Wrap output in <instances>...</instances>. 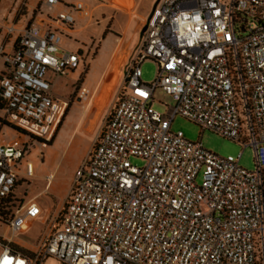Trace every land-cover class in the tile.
Here are the masks:
<instances>
[{
    "label": "built area",
    "instance_id": "2783aa9c",
    "mask_svg": "<svg viewBox=\"0 0 264 264\" xmlns=\"http://www.w3.org/2000/svg\"><path fill=\"white\" fill-rule=\"evenodd\" d=\"M60 3L45 0L40 13L57 28L32 24L13 54L0 49L4 121L44 148L69 106L47 74L81 60L62 48V30L92 15L84 2L56 12ZM145 29L64 212L35 253L0 239V264H264V0H159ZM159 89L176 101L167 114L153 107ZM177 116L252 147L254 170L241 167L242 154L223 158L173 132ZM25 148L0 143V224L13 236L41 212L11 197Z\"/></svg>",
    "mask_w": 264,
    "mask_h": 264
},
{
    "label": "rangeland",
    "instance_id": "374dc122",
    "mask_svg": "<svg viewBox=\"0 0 264 264\" xmlns=\"http://www.w3.org/2000/svg\"><path fill=\"white\" fill-rule=\"evenodd\" d=\"M65 1L74 3L83 1L93 11L94 18L80 22L74 29L72 40L70 38L64 40L66 47L76 49L77 52L80 50L79 45L82 44L85 48L86 59L91 58L92 64L85 68L81 75L60 76L55 79L56 86H60L66 80L59 87L57 95L70 101V110L50 155V148L42 149L33 138L16 131L14 127L0 118L3 126L0 130V140L20 141L26 146L27 152L20 170H25L28 161L35 167L36 175L30 177V180L22 179L18 193L23 194L26 191V196H32V199L40 203L43 199H47L51 204L49 213L45 214V222L28 220L15 236L7 225L0 224V239L8 241L12 238L16 248L26 254L38 251L39 246L48 236L54 217L63 211L76 168L81 162V155L85 148L86 153L98 136L116 100L118 91L124 83L129 65L138 51L142 26L159 3V0ZM33 2L35 5L32 21L41 17L39 14L45 0H13L6 18L0 22V38L4 37V30L7 26L25 22ZM11 38L12 36L4 37L0 44L6 46ZM74 39L79 43L78 45L73 42ZM110 42L113 44V50L110 53V49L104 52ZM142 71L144 82L151 83L155 80L157 66L154 62H146ZM84 86L91 91V97L88 100L79 99L80 90ZM154 99L153 107L163 114H167L171 107L176 106V101L160 89L155 92ZM0 116L3 117L1 111ZM80 119L84 120L80 125L87 132L83 127L78 126ZM171 127L173 132H183L189 141H200L206 150L220 157L238 158L242 154L241 167L250 171L254 170L255 152L252 147L244 149L236 142L210 130L203 132L201 127L181 116L174 119ZM41 156H44L42 160ZM51 158H53L52 162ZM133 162L140 166L143 165L139 160L134 159ZM47 183L49 186L45 188ZM2 250L3 247L0 246V254ZM44 264L61 263L50 259Z\"/></svg>",
    "mask_w": 264,
    "mask_h": 264
},
{
    "label": "crops",
    "instance_id": "0c3cea01",
    "mask_svg": "<svg viewBox=\"0 0 264 264\" xmlns=\"http://www.w3.org/2000/svg\"><path fill=\"white\" fill-rule=\"evenodd\" d=\"M71 1H73V0H71ZM12 2H13V0H0V22H2V21L6 18V14L9 12L8 10H9L10 6L12 5ZM60 2H61L60 5H58V6L55 8V11H56V12H60L61 10L64 9V7L74 4V2H68V1H65V0H60ZM80 2H83V1H80ZM84 3H85V2H84ZM34 5H35V3L33 2V5H32L31 8L28 10V14H27V17H26V19H25V22L23 21L22 23H19V24H12V25H9V26H7V27L5 28V30H4V37H6V36H12L10 42H9L6 46L0 44V49L3 48V52H4L5 55H11V54L14 53L15 48H16V44H17V42L19 41V39H20V37H21L23 31L26 30L27 28H29L32 24H42V23H43V25H44L45 28H53V29L57 28V26H56L55 24L49 22V20L43 19V17H38L36 20H33V21H32L31 19H32V15H33V8H34ZM155 8H156V7H155ZM155 8H154V9L152 10V12L149 14V16H148L146 22H145V23L143 24V26H142V29H141V31H140V36H139V41H140V42H141V40H142V38H143V36H144V29H145V27H146V25H147V22H148V20L150 19V17L152 16V14H153ZM44 10H45V6H43L41 12H43ZM39 15L41 16V14H39ZM93 18H94V16H93V11H92V15H91L90 18L87 19V18H80V17H77V18H76V24H75L71 29H63V30H62V33H63V35H64V39H63V43H62V48H63L64 50L69 51V52L80 54V55H81V60H80L79 65L77 66V68L73 69L72 71H70V72H69L68 74H66V75H58V74H56V73H54V72H52V71L48 72V74H47V79L51 82V84H52V93H53V95L56 96V97L63 98V97L58 96L57 93H58V89H59V87H60V86L66 81V80H64L60 86H56V85H55V79H56L57 77H60V76H61V77H65V76H68V75H73V76L81 75V74L83 73V71L85 70V68H88V66H90V65L92 64V60H91V58H90V59H86L85 48L83 47L82 44L79 45L80 50H78V52H77L76 49H70V48L66 47V45L64 44V40H65V38H70V39H71V36H72V34H73V32H74L75 27H76L80 22L87 21V20H92ZM10 19H11V18H10ZM9 28H13L14 31H13L12 33H10L9 30H8ZM4 37L0 38V41H3V38H4ZM71 40H72V39H71ZM73 42H75L76 45L79 44L75 39L73 40ZM107 49H110L109 53L113 50V44H112V42H110V43L107 45V47H106V49H105L104 52H106ZM82 68H83V70H82ZM5 71H6V65H5L3 59L0 57V79H1V77L4 75ZM84 88H86V89L89 90V88L86 87V86L82 87L81 90L84 89ZM81 90H80V91H81ZM63 99H64V98H63ZM79 99H81V98H80V93H79ZM69 110H70V101H69V106H68V108H67V110H66V112H65V116L63 117V119H62L60 125L58 126V128H57V130H56V132H55V135H54L52 141L49 143V145H48L46 148L42 147V146H41V145H40V144L34 139L35 142H36L37 144H39V145L41 146L42 149L50 148L49 155H50V153L52 152L51 149H53V147L56 145V142H57V140H58V137L60 136V133H61L63 127H64V126H63L64 121L66 120V118H67V116H68V114H69ZM0 111L3 113V117L0 116V118L4 119V117H5V116H4V112H3V110L1 109V107H0ZM84 115H85V114H84ZM81 119H82V118H81ZM81 119H80V121H79V125H78V126L83 127V126L80 125V124L83 123L84 120H81ZM2 128H3V126H2L1 123H0V130H1ZM83 129H85V128L83 127ZM85 131L87 132L86 129H85ZM96 137H97V136H96ZM30 138H31V137H30ZM95 139H96V138H95ZM95 139H94V141H95ZM94 141H93V143H94ZM3 142H6V141H5V140H0V143H3ZM93 143H92V145H93ZM92 145H91V147H92ZM91 147L88 148V150L86 151V153H85V150H86V148H85L83 154L81 155V158H80V161H81V162H80V165L76 168V173H75V175H74V177H73V180H72V183H71V185H70L69 192H68V196H67V199H66V203L64 204L63 211H62V212H59L58 215H56V216L54 217L53 221H54L56 218H58V217L64 212V210H65V206H66V204H67V200H68L69 194H70V192H71L72 186H73V184H74V182H75L76 176H77L78 172L82 169V167H83V165H84V163H85V161H86V158H87V156H88V154H89V152H90ZM25 149H26V148H25ZM43 158H44V156H41V160H42ZM24 159H25V158H24ZM24 159H23V160H24ZM23 160H22V162H23ZM52 160H53V158L50 159L51 162H52ZM22 162L20 163V165H19V167H18L19 175H18V182H17V186H16V189H15V192H14V196H15V198L19 201V203H20L21 205H23V206H26V205H27L28 203H30V202H34V203H36V204L39 206L41 212H40L39 216L36 217L35 219H32V221H34V222H38V221H39V222H40V221H41V222H45V221H44V219H45V214H48V213H49V209H50V207H51V206H50V205H51L50 202H49L47 199H43L42 203H40V202L37 201L36 199H32V196H31V197L26 196V195H25V192H26V191H25L23 194H19V193H18V192H19V188H20L19 183L22 181V179L30 180V179H31L30 177H34V176L36 175L35 167H34L33 176H28V174H27V169H26V168H25L24 171L20 170V167L22 166ZM27 163H31V162L28 161ZM33 166H34V165H33ZM49 178H51V177H49ZM48 186H49V184L47 183L45 188H47ZM30 188H31V190H32V187H31V186H30ZM28 198H31V199H30L28 202H24V201H25L26 199H28ZM14 248H15L17 251L22 252L19 248H16V246H14ZM22 253H24V252H22ZM24 254H26V253H24ZM26 255H30V254H26Z\"/></svg>",
    "mask_w": 264,
    "mask_h": 264
},
{
    "label": "trees",
    "instance_id": "16d2710c",
    "mask_svg": "<svg viewBox=\"0 0 264 264\" xmlns=\"http://www.w3.org/2000/svg\"><path fill=\"white\" fill-rule=\"evenodd\" d=\"M0 107H1V109H2V105H1V103H0ZM0 122H1V120H0ZM13 127V126H12ZM16 131H19V132H21L20 130H18V129H16V128H14ZM12 198H14L15 196L14 195H12L11 196Z\"/></svg>",
    "mask_w": 264,
    "mask_h": 264
},
{
    "label": "water",
    "instance_id": "95a60500",
    "mask_svg": "<svg viewBox=\"0 0 264 264\" xmlns=\"http://www.w3.org/2000/svg\"><path fill=\"white\" fill-rule=\"evenodd\" d=\"M146 31V29H144V32Z\"/></svg>",
    "mask_w": 264,
    "mask_h": 264
}]
</instances>
